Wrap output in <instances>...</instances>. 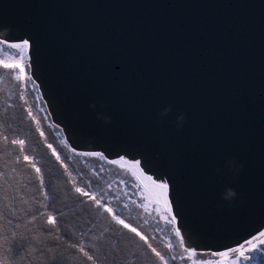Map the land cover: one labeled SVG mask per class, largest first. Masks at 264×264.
Instances as JSON below:
<instances>
[{"label":"water","instance_id":"1","mask_svg":"<svg viewBox=\"0 0 264 264\" xmlns=\"http://www.w3.org/2000/svg\"><path fill=\"white\" fill-rule=\"evenodd\" d=\"M0 41L27 42L70 150L168 184L186 251L223 253L264 229V0H0Z\"/></svg>","mask_w":264,"mask_h":264},{"label":"trees","instance_id":"2","mask_svg":"<svg viewBox=\"0 0 264 264\" xmlns=\"http://www.w3.org/2000/svg\"><path fill=\"white\" fill-rule=\"evenodd\" d=\"M141 194L115 162L70 150L37 86L0 66V264H188L175 227L151 216ZM53 212L58 225L46 221Z\"/></svg>","mask_w":264,"mask_h":264},{"label":"rangeland","instance_id":"3","mask_svg":"<svg viewBox=\"0 0 264 264\" xmlns=\"http://www.w3.org/2000/svg\"><path fill=\"white\" fill-rule=\"evenodd\" d=\"M11 45L21 46V48L23 49L25 60L29 62L28 44L26 47H24L25 42L20 44H7L5 42L0 41V66L3 67L4 63L13 65V67L8 69L12 71V74L13 73L17 74V75H13V78L16 81H18L22 86H24L29 80L28 77L25 75V73H27V69H25L24 72H21V68L15 66L20 62L17 61L15 58L17 49L10 47ZM30 80L34 83V81L31 78V75H30ZM33 92H34L33 90H30V93ZM88 155H92V154H88ZM115 163L119 168L127 171L131 175V177H133V179L136 182H138L139 188L142 191L141 195H144L142 200H143V206L146 209V211L156 219L159 220L163 219L164 223H167L168 222L167 220L169 219V221L171 222L170 224L173 225V227H175L176 230V233L174 234L173 237L177 238L178 236L179 239L181 240L180 234L179 235L177 234L178 230L176 229L175 226V220L172 216L171 209L169 207V203L167 200V196L165 198L162 195L161 189L157 187V183H153L154 180L151 177L145 175L136 164L125 161H115ZM93 196L94 195L90 196V198L93 199ZM104 208L109 212V214L112 217L115 216L118 219H120L115 213V210H113L108 206H105ZM114 220L117 222L116 219ZM261 233H264V229L256 236L244 242L237 248H233L229 251L219 254H211L206 258L201 257L200 255L197 256L196 255L197 253H192L188 251H185L180 255L183 256L181 258L187 260L186 262L188 264H213L209 261H215L216 264H258L257 262L259 258L261 259V261H264V236H262ZM163 264H166L165 260H163Z\"/></svg>","mask_w":264,"mask_h":264},{"label":"snow or ice","instance_id":"4","mask_svg":"<svg viewBox=\"0 0 264 264\" xmlns=\"http://www.w3.org/2000/svg\"><path fill=\"white\" fill-rule=\"evenodd\" d=\"M26 46H27V42H25L24 47H26ZM10 47H13V48H16L17 49V52L15 54V58L20 63L17 64V65H15V66L20 67L21 68V72H24V70L27 69V73H25V75L30 80L31 64H30V62H27L25 60L24 53H23V49L19 45H11ZM3 67L5 69H8V68L13 67V65H10L8 63H4L3 64ZM13 75H17V74L13 73ZM12 143L13 144L20 143L21 145H23L24 141H22V140L21 141H12ZM49 147H51V145H49ZM24 159L27 160L28 157L25 156ZM58 159H59V157H58ZM37 172H39V169H37ZM157 179H159V178H157ZM153 183H156V181H153ZM157 187L159 189H161L162 195L166 198L167 192H168V184L166 182L161 181L160 183L157 184ZM76 191L77 192H81V189L79 187H77ZM82 194L87 195V189H85ZM93 199H95L94 196H93ZM169 207H170V205H169ZM62 219H63L62 214L60 216H56V213L55 212H53L51 215H48L46 217V221H47V223L49 225H53V224L58 225L59 221L62 220ZM113 219H116L117 222L120 223V224H122L125 228H128L130 231L135 232L136 235L140 236V233L137 232V230L135 228H131L128 224H125L122 219H118L115 216L113 217ZM177 234L179 235V232ZM261 235L264 236V233H261ZM141 239H144V237L141 236ZM80 247H81V250L83 251L84 250L83 249V246H80ZM149 247H151V245H149ZM186 247H187V245H186ZM153 251H155V249H153ZM85 254L87 255V259L88 260H93L94 259V257L91 254H89L87 252ZM157 255H159V253H157ZM233 258H235V257H233Z\"/></svg>","mask_w":264,"mask_h":264},{"label":"clouds","instance_id":"5","mask_svg":"<svg viewBox=\"0 0 264 264\" xmlns=\"http://www.w3.org/2000/svg\"><path fill=\"white\" fill-rule=\"evenodd\" d=\"M89 107L94 110L96 108V105L90 104ZM102 107H103V105H102ZM171 111H172V107H171V105H169L168 107L164 108L158 114V116L160 118L167 117L171 113ZM97 119L101 120L106 125L110 124L112 122V118L110 116L103 114V113H98ZM185 123H186V116L183 113H180L177 116L176 121H175V126H176L177 130L183 129ZM226 166L231 169L234 176L239 175L240 171L243 169V165L242 164L238 165L234 159L228 161ZM217 171H219V170L217 169ZM236 197H237V192L235 190H233L231 187L225 188L224 192L221 195V199L223 201L227 202L229 207H233L232 201H234L236 199Z\"/></svg>","mask_w":264,"mask_h":264},{"label":"built area","instance_id":"6","mask_svg":"<svg viewBox=\"0 0 264 264\" xmlns=\"http://www.w3.org/2000/svg\"><path fill=\"white\" fill-rule=\"evenodd\" d=\"M213 264H215V263H213Z\"/></svg>","mask_w":264,"mask_h":264}]
</instances>
